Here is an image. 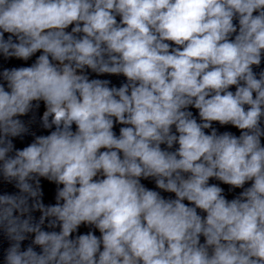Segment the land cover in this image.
Masks as SVG:
<instances>
[{
  "label": "clouds",
  "instance_id": "9594fccd",
  "mask_svg": "<svg viewBox=\"0 0 264 264\" xmlns=\"http://www.w3.org/2000/svg\"><path fill=\"white\" fill-rule=\"evenodd\" d=\"M40 50L33 65L0 73L9 89L0 83V174L20 193L0 195L5 264H264V71L252 69L264 52V0H0V54L27 61ZM86 67L128 83L110 88ZM33 101L55 130L10 156ZM113 118L129 125L119 136ZM213 121L241 135H218ZM40 178L62 185L56 204L42 202ZM210 178L252 183L229 201ZM31 210L38 223L22 218ZM46 219L60 231L42 230ZM82 224L101 236L71 238ZM28 234L41 252L21 249Z\"/></svg>",
  "mask_w": 264,
  "mask_h": 264
}]
</instances>
